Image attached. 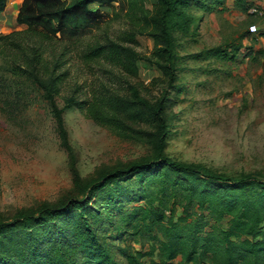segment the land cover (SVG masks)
<instances>
[{
  "label": "trees",
  "instance_id": "16d2710c",
  "mask_svg": "<svg viewBox=\"0 0 264 264\" xmlns=\"http://www.w3.org/2000/svg\"><path fill=\"white\" fill-rule=\"evenodd\" d=\"M8 1L0 0V13ZM226 1L153 0L146 9L147 0H21L16 23L25 29L0 36L4 71L14 83L1 99L0 111L16 122L37 101L46 106L67 158L71 188L54 202L0 214V264H144L155 245L161 264L177 258L179 264H264V173L227 174L165 152L167 111L178 87L179 43L196 35L204 14L226 10ZM116 3L126 5L127 17L137 18L141 33L152 40V53L143 62L160 74L165 89L154 100L133 84L124 93L87 98L77 86L60 107L57 97L67 72L60 55L46 60L50 45L81 39ZM232 5L240 13L253 6L249 0H232ZM258 36H264V26L256 34L246 30L242 38L255 41ZM230 46V51L218 46L193 57L234 60L240 44ZM90 53L124 73H137L138 56L131 48L108 41ZM74 109L123 139L146 144L148 154L102 165L82 177L64 123V113ZM177 207L180 216L175 215ZM127 236L153 244L147 252L116 244Z\"/></svg>",
  "mask_w": 264,
  "mask_h": 264
},
{
  "label": "rangeland",
  "instance_id": "374dc122",
  "mask_svg": "<svg viewBox=\"0 0 264 264\" xmlns=\"http://www.w3.org/2000/svg\"><path fill=\"white\" fill-rule=\"evenodd\" d=\"M15 4L0 18V25L8 26L0 36L25 29L14 21ZM152 4L153 0H147L145 8L150 9ZM225 4L224 11L219 8L204 14L196 35L179 43L178 87L171 93L172 103L167 111L170 136L165 152L174 159L227 174L264 173V36H258L255 41L242 38L254 18L236 10L232 0ZM126 8L116 3L113 10L107 11L105 20L79 40H53L46 60L60 55L65 61L62 71L67 72L57 97L60 107L77 86L87 98L111 91L124 93L128 84H133L146 98L154 100L165 89L160 74L143 62L152 53V40L141 33L137 18L127 17ZM192 11L197 16L201 14ZM262 23L257 24L258 28L264 26ZM108 41L131 48L137 54L135 75L115 68L105 57L92 58L90 51ZM232 44L237 47L240 44L234 60L193 57L218 46L230 51L227 46ZM64 46L68 48L63 50ZM251 47L261 53L251 52L248 49ZM6 63L7 59L0 54V108L1 99L14 84L4 71ZM64 123L77 151L82 177L102 165L130 162L149 152L146 144L121 138L93 123L80 110L65 112ZM70 188L67 158L58 145L46 106L37 101L16 122L0 111V214L9 216L17 209L39 202H54ZM181 214V208L177 207L175 215ZM124 239L116 244H129L143 252L153 244L135 242L130 236ZM143 261L161 264L157 245L153 255L144 257ZM170 264H179V259Z\"/></svg>",
  "mask_w": 264,
  "mask_h": 264
},
{
  "label": "built area",
  "instance_id": "2783aa9c",
  "mask_svg": "<svg viewBox=\"0 0 264 264\" xmlns=\"http://www.w3.org/2000/svg\"><path fill=\"white\" fill-rule=\"evenodd\" d=\"M252 2L253 6H251L248 10L249 15L253 16L257 20H261L264 18V0H249ZM258 23L252 22L248 26V32L250 34H256L258 32ZM2 34V31L0 29V35Z\"/></svg>",
  "mask_w": 264,
  "mask_h": 264
},
{
  "label": "crops",
  "instance_id": "0c3cea01",
  "mask_svg": "<svg viewBox=\"0 0 264 264\" xmlns=\"http://www.w3.org/2000/svg\"><path fill=\"white\" fill-rule=\"evenodd\" d=\"M14 2H16L15 6L17 5V8H15V10H16V14H17V11H18V9H19V7H20V5H21V0H9V1H8V4H7V7H6V9H5V11L2 12V13H0V18H1V19H3L2 17H3V15H4L5 13H7V11H11V10L13 9ZM14 21H15V23H16V16H15ZM16 25L19 26V27H24V26H22V25H18L17 23H16ZM3 26H5V25H3V24L0 25V29H1L2 32H4V31L7 29V27H8V26H7V27L5 26L6 28H4Z\"/></svg>",
  "mask_w": 264,
  "mask_h": 264
}]
</instances>
